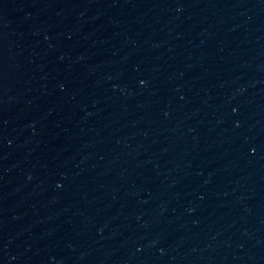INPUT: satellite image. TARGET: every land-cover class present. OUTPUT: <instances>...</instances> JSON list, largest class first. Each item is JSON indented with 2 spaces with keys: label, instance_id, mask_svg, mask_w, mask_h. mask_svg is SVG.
I'll return each instance as SVG.
<instances>
[{
  "label": "water",
  "instance_id": "water-1",
  "mask_svg": "<svg viewBox=\"0 0 264 264\" xmlns=\"http://www.w3.org/2000/svg\"><path fill=\"white\" fill-rule=\"evenodd\" d=\"M164 264H264V15Z\"/></svg>",
  "mask_w": 264,
  "mask_h": 264
}]
</instances>
